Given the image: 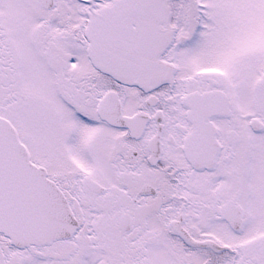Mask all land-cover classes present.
<instances>
[{"label":"snow or ice","instance_id":"obj_1","mask_svg":"<svg viewBox=\"0 0 264 264\" xmlns=\"http://www.w3.org/2000/svg\"><path fill=\"white\" fill-rule=\"evenodd\" d=\"M0 264H264V0H0Z\"/></svg>","mask_w":264,"mask_h":264}]
</instances>
